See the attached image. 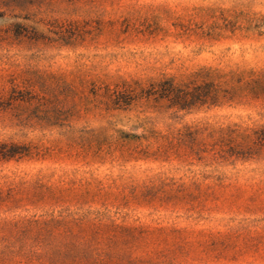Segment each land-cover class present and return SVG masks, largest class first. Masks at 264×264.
I'll list each match as a JSON object with an SVG mask.
<instances>
[{
  "label": "rangeland",
  "instance_id": "obj_1",
  "mask_svg": "<svg viewBox=\"0 0 264 264\" xmlns=\"http://www.w3.org/2000/svg\"><path fill=\"white\" fill-rule=\"evenodd\" d=\"M0 264H264V0H0Z\"/></svg>",
  "mask_w": 264,
  "mask_h": 264
}]
</instances>
